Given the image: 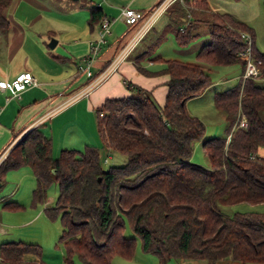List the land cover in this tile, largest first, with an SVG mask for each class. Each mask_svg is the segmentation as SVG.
<instances>
[{"label": "trees", "instance_id": "16d2710c", "mask_svg": "<svg viewBox=\"0 0 264 264\" xmlns=\"http://www.w3.org/2000/svg\"><path fill=\"white\" fill-rule=\"evenodd\" d=\"M184 1L207 7V0ZM10 2L0 0V28L9 24L4 10ZM88 10L92 28L104 13L98 4H90ZM200 21L208 24L209 39L197 50L196 61L159 56L154 60L161 66L149 69L134 60L143 74L168 75L163 104L151 91L124 80L127 95L105 98L95 108L100 145L62 148L54 156L51 138L39 124L26 130L0 161V185L10 169H31L34 203H43L49 185L57 183L55 203L44 211L60 219L58 241L66 264H73L74 256L83 264H111L114 256L130 260L137 238L140 249L155 255L158 264L172 259L264 263V212L227 214L218 205L264 202V156L257 153L264 147V85L255 77L241 76L245 60L239 52L246 42L240 32L251 34L252 54L262 60L263 77L264 52L255 47L253 28L227 12L208 13L182 28L171 22L161 34L171 31L179 44H186ZM235 62L241 65L240 78L213 96L225 115L224 133L204 136L203 121L187 110L186 101L212 84L211 65ZM240 117L245 126L238 124ZM24 128L13 130L0 151ZM198 139L209 167L190 160ZM101 149L106 156L121 153L123 161L103 168ZM3 206L22 207L15 201ZM125 224L133 235H123ZM29 252L37 256L36 264H43L38 243L4 241L0 264L20 262Z\"/></svg>", "mask_w": 264, "mask_h": 264}, {"label": "crops", "instance_id": "0c3cea01", "mask_svg": "<svg viewBox=\"0 0 264 264\" xmlns=\"http://www.w3.org/2000/svg\"><path fill=\"white\" fill-rule=\"evenodd\" d=\"M161 1L85 0L82 5H79L81 11L80 13L77 12V15H79L76 20H64L56 14L55 16H47L49 22H43V16L38 13L39 11L31 9L32 4L30 2L35 3V0H19V2L18 0H12L4 10V15L8 19L9 24L4 28H0V79H11L18 72L27 70L35 78L36 84L28 86L19 96H11L9 90H0V149L13 130L25 126L15 137L17 139L28 127L31 128L39 124L42 126L45 134L51 138L52 154L54 156H57L62 148L81 149L85 144L99 145L95 123V108L105 98L127 95L129 90L125 86L124 80L151 91L155 100L160 105L163 104L167 93L166 81L168 75L162 73L146 75L139 72L134 64L135 58H138L143 66L149 69H157L161 66V62L154 59L159 56L169 57L164 56L161 52L156 54L157 51H155L158 43L163 41L168 33L173 34L171 31H167L163 35L161 34L167 24L171 22L178 23L179 27L182 28L187 25V21L206 18L208 13L213 11H215L214 13L230 12L212 11L208 0L206 8L198 6L195 2L186 3L184 0H172L169 4H166V8L164 7L153 18L149 28L137 40L131 50L108 71L101 81L92 86L87 93H80L77 97L72 98L86 87L102 69L112 62L121 46L137 30L139 25H129L121 19V7L130 6L147 12ZM15 2L17 7L15 6L12 9V4H15ZM22 2L23 7L20 6ZM90 4L100 5L104 13L103 16L110 19L111 23L107 40L91 65L92 75H95L88 81L89 78L86 73L79 72L77 65L88 52L90 41L95 39L98 33L99 23L91 28L87 22L89 16L88 6ZM172 4H177L178 6L173 8L171 7ZM240 19L249 24L247 19ZM200 24H206L209 32L208 24L200 21L195 26L196 35L193 39L199 36L198 28ZM59 25L67 27V29L62 31V27L56 30V27H59ZM153 32L156 35L148 43H144V38H147ZM51 37H55L56 39L53 46H50L49 42L47 43ZM142 41L143 44L141 43ZM140 44L143 45V50L135 55V49ZM201 45H199V48ZM199 48L192 51L194 56ZM149 50L154 51L153 57L149 54H144L143 57L139 56L141 53ZM207 88L199 95H202ZM216 91L220 90H214V93ZM197 96L191 97L188 100ZM222 114L224 115V113ZM223 117L225 118V115ZM212 133H215V131ZM3 150H5V147L0 151V154ZM26 168L23 169V173L30 176V168ZM6 174L9 175V172L7 171ZM31 174H33L32 171ZM33 177L35 180L34 175ZM16 190L17 186L12 190L14 195ZM8 201L21 203L17 196L5 198L2 200V203L4 204ZM43 204V209L46 205H49L47 200ZM41 215V209L35 210L28 215V218L24 222H34ZM17 239L25 241L19 234H17V237L14 236L12 231L5 228L0 221V244L4 241ZM175 260V264H208L205 259ZM213 264L264 263H242L233 259H219Z\"/></svg>", "mask_w": 264, "mask_h": 264}, {"label": "rangeland", "instance_id": "374dc122", "mask_svg": "<svg viewBox=\"0 0 264 264\" xmlns=\"http://www.w3.org/2000/svg\"><path fill=\"white\" fill-rule=\"evenodd\" d=\"M12 1V0H11ZM36 2H30L32 8L35 11H39L42 17V21L49 22L47 16H55L56 14L62 17L64 20H76L77 12L80 13L82 5L85 0H35ZM211 5V9L217 11H228L235 16L248 20V23L254 30V44L255 47L264 52V9L263 0H208ZM19 2V0H18ZM23 5V2L20 6ZM179 5V3H178ZM177 4H172L171 7L175 8ZM15 4H12V9L15 8ZM17 7V6H16ZM23 7V6H22ZM27 7V6H26ZM215 12V11H213ZM49 13V14H48ZM173 21V20H171ZM51 22V21H50ZM54 24L53 22H51ZM174 23V22H173ZM178 24V23H174ZM63 26L56 27V30ZM67 27H63L62 31L66 30ZM199 36L186 44H178L172 33H168L166 38L158 43L155 48L156 54L161 52L164 56L175 57L186 61H196V57L193 54V50L199 48V45L204 44L209 39V32L206 24H200L198 28ZM60 33V32H59ZM57 33V34H59ZM108 33L105 38L107 40ZM156 35L155 32L144 38V43H148ZM52 38V37H51ZM55 39V37H53ZM50 40V39H49ZM47 41V43L49 42ZM143 44V41L141 42ZM140 44L135 49V55L139 54L143 49V45ZM2 45V44H1ZM142 45V46H141ZM198 46V47H197ZM149 50L147 54L152 55ZM155 54V55H156ZM148 56V55H147ZM261 63L259 64L260 72L255 77L258 79L259 84L264 85V77L261 76ZM78 68V67H77ZM79 72H82L78 69ZM210 74L212 77V85L207 90L196 98L190 99L186 102L187 110L191 114L199 116L205 126L204 135L212 136L209 134L221 135L224 133V127L226 126V120L223 117L224 113L218 109L213 102L214 90H222L227 86H230L237 82L241 75V65L238 62L231 64H219L210 66ZM221 113V114H220ZM222 115V116H220ZM215 133H212L214 132ZM99 145H100V138ZM16 142V141H15ZM12 146V145H11ZM10 146V147H11ZM10 147L5 151L7 154ZM258 155L264 156V147H259L257 151ZM103 159L101 165L103 168H107L109 165L120 164L123 161V155L119 152H111L110 155L106 156V153L101 149ZM56 156V155H55ZM190 160L199 163L205 167H209V160L207 155L201 148V140H195L192 145V153ZM22 167V168H21ZM27 167V168H26ZM29 169L28 166H20L19 168L10 169L9 175L6 174L5 180L0 185V221L2 225L12 231L13 235L17 237V234L21 235L23 240L29 242H38L41 250V258L43 264H66L64 260V247L58 241V237L61 231V222L59 217H49L43 209V203L32 202V187L34 186L35 180L33 174L29 169V175L23 173V169ZM17 186L15 195L12 190ZM58 194V185L56 182H52L47 188L46 200L49 205L52 206L55 203L56 196ZM17 196L19 198L22 207L9 208L4 207L2 200ZM220 209L227 214H231L236 210H257L264 212V202L251 204L248 202H237L231 204L218 203ZM41 209L42 215L34 222H24L28 215L35 210ZM123 235H133L130 227L125 224L123 229ZM33 239H35L33 241ZM18 240V239H17ZM136 249L133 257L130 260H126L120 256H114L111 264H158L157 257L151 253L143 252L140 249V242L137 238ZM37 257L33 253H27L24 259L17 263L11 264H35V258ZM176 260L172 259L167 264H175ZM73 264H83L81 260L74 256Z\"/></svg>", "mask_w": 264, "mask_h": 264}, {"label": "built area", "instance_id": "2783aa9c", "mask_svg": "<svg viewBox=\"0 0 264 264\" xmlns=\"http://www.w3.org/2000/svg\"><path fill=\"white\" fill-rule=\"evenodd\" d=\"M172 0H162L158 5L154 6L150 11L144 12L139 9H135L130 6H124L120 9V17L124 20L125 23L129 25H139L135 33L126 41L121 48L118 50L114 56L112 62L102 69L96 77L89 82L86 87H84L79 93L75 94L74 97H77L80 93H87L88 90L101 81L108 73V71L131 50L133 45L137 40L143 35V33L149 28L152 23L153 18L165 7L166 4H169ZM110 23L111 20L103 17L99 22L98 33L95 39L90 41L88 52L82 57L81 61L78 63V69L82 72H85L88 77L93 76L91 65L95 58L99 55L103 44L106 42V34L110 32ZM242 38L245 40L246 45L243 50L239 52L241 57L245 60L244 70L242 72V78L247 77H256L259 72V64L261 63L260 58H255L252 54V36L251 34L243 30L240 32ZM36 84V80L31 74L30 71L23 70L15 74L11 79H0V90H9L11 96H19L20 93L26 89L28 86ZM240 126L246 125V120L244 117L239 118ZM29 129V127H28ZM26 129V130H28ZM25 130V131H26ZM24 131V132H25ZM23 132V133H24ZM21 133L19 136H21ZM18 136V138H19ZM229 137V135H228ZM15 139L9 146L5 148L0 154V161L4 158L5 151L18 140Z\"/></svg>", "mask_w": 264, "mask_h": 264}, {"label": "water", "instance_id": "95a60500", "mask_svg": "<svg viewBox=\"0 0 264 264\" xmlns=\"http://www.w3.org/2000/svg\"><path fill=\"white\" fill-rule=\"evenodd\" d=\"M55 42H56V39L51 38L49 41V45L53 46L55 44Z\"/></svg>", "mask_w": 264, "mask_h": 264}]
</instances>
